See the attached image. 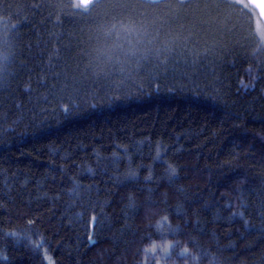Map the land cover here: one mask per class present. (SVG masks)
I'll return each mask as SVG.
<instances>
[{
	"label": "trees",
	"instance_id": "16d2710c",
	"mask_svg": "<svg viewBox=\"0 0 264 264\" xmlns=\"http://www.w3.org/2000/svg\"><path fill=\"white\" fill-rule=\"evenodd\" d=\"M0 264H264L248 0H0Z\"/></svg>",
	"mask_w": 264,
	"mask_h": 264
},
{
	"label": "water",
	"instance_id": "95a60500",
	"mask_svg": "<svg viewBox=\"0 0 264 264\" xmlns=\"http://www.w3.org/2000/svg\"><path fill=\"white\" fill-rule=\"evenodd\" d=\"M95 0H90V2L88 3V4H81L83 7H88L91 3H93ZM152 1H158V0H152ZM249 2H250V4L252 5V6H254L257 10H258V12H259V14H260V16H261V18L263 19V21H264V0H248Z\"/></svg>",
	"mask_w": 264,
	"mask_h": 264
},
{
	"label": "clouds",
	"instance_id": "9594fccd",
	"mask_svg": "<svg viewBox=\"0 0 264 264\" xmlns=\"http://www.w3.org/2000/svg\"><path fill=\"white\" fill-rule=\"evenodd\" d=\"M90 2V0H75V3L78 4H88Z\"/></svg>",
	"mask_w": 264,
	"mask_h": 264
},
{
	"label": "snow or ice",
	"instance_id": "6c2138e0",
	"mask_svg": "<svg viewBox=\"0 0 264 264\" xmlns=\"http://www.w3.org/2000/svg\"><path fill=\"white\" fill-rule=\"evenodd\" d=\"M175 170L173 169V172H174Z\"/></svg>",
	"mask_w": 264,
	"mask_h": 264
}]
</instances>
